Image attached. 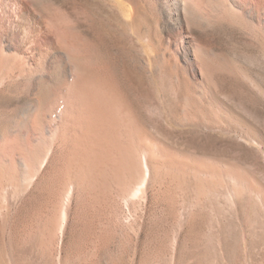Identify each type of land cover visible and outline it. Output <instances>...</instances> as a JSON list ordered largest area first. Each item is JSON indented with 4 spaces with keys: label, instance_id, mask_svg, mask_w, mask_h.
<instances>
[{
    "label": "rangeland",
    "instance_id": "obj_1",
    "mask_svg": "<svg viewBox=\"0 0 264 264\" xmlns=\"http://www.w3.org/2000/svg\"><path fill=\"white\" fill-rule=\"evenodd\" d=\"M84 1L104 62L116 57L112 80L94 83L109 88L117 131L127 119L128 153L53 151L31 176L0 166V264H264V33L194 28L202 64L184 34L147 23L140 41ZM33 89L0 88V160L29 152L19 135L38 138Z\"/></svg>",
    "mask_w": 264,
    "mask_h": 264
},
{
    "label": "bare ground",
    "instance_id": "obj_2",
    "mask_svg": "<svg viewBox=\"0 0 264 264\" xmlns=\"http://www.w3.org/2000/svg\"><path fill=\"white\" fill-rule=\"evenodd\" d=\"M101 1L119 14L124 30L140 41L147 23L163 26L172 35L184 34L189 43L186 59L197 63L212 57L192 38L194 28L226 22L264 33V21L258 18L264 11V0ZM87 4L84 0H65L60 5L49 0H0V88L28 83L36 91L35 99H27L29 110L25 109L27 117L33 119L29 128L38 138L24 140L19 135L18 145L27 146L29 152L0 160V166L12 167L16 175L24 176L26 167L30 176L35 175L53 151L76 152L88 147L107 155L118 152L123 159L126 155L127 119L122 117L117 131L109 88L101 93L94 83L96 75L104 71L112 80L115 56L108 53L109 60L104 62L103 42ZM25 50L30 54L28 59L23 55ZM17 128L26 129L27 122L21 121Z\"/></svg>",
    "mask_w": 264,
    "mask_h": 264
}]
</instances>
